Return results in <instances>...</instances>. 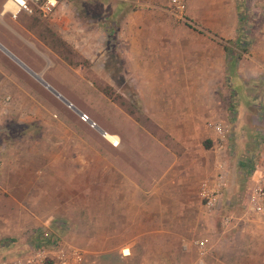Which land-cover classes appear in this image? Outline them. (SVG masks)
Here are the masks:
<instances>
[{
    "label": "crops",
    "instance_id": "1",
    "mask_svg": "<svg viewBox=\"0 0 264 264\" xmlns=\"http://www.w3.org/2000/svg\"><path fill=\"white\" fill-rule=\"evenodd\" d=\"M109 1L120 7L121 2L137 4L138 9L127 11L125 18L153 19L141 27L131 26L132 34L121 51L133 76L137 66H146L142 77L151 84L144 111L157 123L155 130L170 132L174 138L163 140L150 133L142 139L141 130H131L128 137L121 131V172L108 174L109 179L121 178V183L100 189L105 198L97 200L98 210L89 119L75 116L73 124L61 120L65 113L41 102L45 90L0 48V127L5 133L0 147V246L48 228L79 254L122 256L126 249L129 260L135 254L151 260L141 264H197L200 256L192 239L214 230V220L230 205L225 193L244 195L253 155L243 152V158L231 165L233 153L228 149L223 153L226 176L220 207L208 215L197 189L202 179L219 170L216 137L211 129L203 134L205 141L192 136L205 130L203 121L208 116L223 124L229 148L260 143L264 147V44L251 45L245 59L225 55L220 44H207L205 36H198V42L186 38L174 45V28L168 20L171 24L178 16V4L184 5L185 15L211 28L210 35L238 39L247 29L237 7L240 0ZM113 13L121 18V10ZM163 19L165 26L159 22ZM24 31L18 22L0 18V44L39 74L47 56ZM175 49L182 51L183 61L173 68ZM170 84H177L179 90ZM133 126L140 128L136 120ZM254 133L259 136L252 138ZM208 253L202 264H238L240 257L220 247Z\"/></svg>",
    "mask_w": 264,
    "mask_h": 264
},
{
    "label": "rangeland",
    "instance_id": "2",
    "mask_svg": "<svg viewBox=\"0 0 264 264\" xmlns=\"http://www.w3.org/2000/svg\"><path fill=\"white\" fill-rule=\"evenodd\" d=\"M58 4L56 11L47 17L38 18L21 12L16 18L8 14L0 16V18L5 17L7 20L18 22L19 27L25 29L24 32L27 38L45 52L47 64L39 75L69 100L73 107L77 108L82 114L87 115L88 119L103 129L104 132L119 137V145H112L95 126L87 122L93 126L94 197L96 198L97 209L100 210L101 202H97V200L101 197L105 198V194L100 193V189L105 186L109 187L111 183L114 185L121 183V178L113 177L109 179L108 175L116 170L121 172V131L127 137L131 130H141L140 138L143 135L146 137L145 134L150 133L154 137L163 140L174 138L170 132L155 130L153 125H157V123L144 111V108L148 107L147 86L151 84L147 79L145 81V77H142L146 66L143 63L141 66H137L135 71L137 76H133V69L129 66L130 63L121 51L124 40H127L129 35L132 34L129 28L133 25L141 27V24L144 21L149 22L150 18H125L127 11L138 9L137 4L134 3L123 4L121 2L120 7V4L118 5V3L109 0H59ZM237 7H239L241 17L245 18L246 21L243 23V28H247L245 32L242 31V34H239L238 39L214 37V34L210 35L211 28L205 26L198 19H191L188 15H185L183 8L176 9L175 12H178V16H173L171 24L168 20V25L174 28V45L177 42H185L186 38L189 41L198 42V36H205L207 44H220L225 55H232L236 59H245L251 45L264 44V0H240ZM148 8L150 7H147V10ZM119 10H121V18L115 17V13H113ZM161 21H163V24L165 23L164 19L159 20V22ZM1 27L10 35L12 34L6 26ZM188 32L189 37H187ZM199 41H202V39L200 38ZM174 54L173 68L176 65L182 66V51L175 49ZM47 67H49L48 70ZM50 75L51 78H49ZM37 84L45 90V95L40 101L48 106L59 107L58 109L65 113L60 116L61 120L64 121L66 118L68 124H73L71 118L75 116L81 120L82 114H78L71 106L61 101L41 83L38 82ZM171 86L175 90H179L177 84H170ZM126 115L129 116V121L124 120ZM135 120L140 124L139 129L133 126ZM209 121H211V118L206 116L203 121L205 130L195 132L192 136L194 140L204 139L202 136L205 131L209 130ZM144 128L146 131H143ZM64 129L69 130L70 127ZM78 133V131L75 132V134ZM256 136H259V133H256V135L254 133L252 138ZM4 137L5 133L0 127V147L1 143L4 144ZM233 142L236 143V141ZM252 144L254 145L253 142ZM260 145L261 143L259 146L257 144L249 147L235 145L229 148L227 146L228 150L233 153L230 164L234 160L242 159V154L245 152H252V155L258 158V163L263 165L264 157H261V150L264 147L262 148ZM4 149L6 150V148ZM2 152L0 150V154ZM248 177L249 173L247 171ZM224 197L228 199L230 205L214 220V230L207 236L211 243L208 254L210 252L214 254L216 249L220 247L226 254L239 255V259L236 260L238 264H264V224L262 219L244 208L242 193L236 192L232 195L225 193ZM108 198H110V195L107 196ZM225 216L229 217L230 222L227 226H222L221 219ZM43 231H48L52 236L57 235L63 239L61 234H56L48 228H42L41 232ZM46 236L48 237L44 234L43 237L46 238ZM18 237L19 240L8 241L4 246H0V264H13L12 262L15 259L31 251L37 245H41L39 243L40 237L35 235L34 232H30L23 238L22 235ZM125 252H127L126 249ZM135 256L129 260L131 255L71 254L64 264H141L144 261H151L141 260V254H135ZM47 262L44 264H61L60 262ZM217 262L220 261L215 260V263ZM223 263L227 262H221L220 264Z\"/></svg>",
    "mask_w": 264,
    "mask_h": 264
},
{
    "label": "built area",
    "instance_id": "3",
    "mask_svg": "<svg viewBox=\"0 0 264 264\" xmlns=\"http://www.w3.org/2000/svg\"><path fill=\"white\" fill-rule=\"evenodd\" d=\"M59 0H0V16L10 15L16 18L21 12L34 16L39 14L42 17L52 15L57 7ZM10 5V6H7ZM183 8V5H178ZM82 120H87L88 116L81 115ZM208 127L215 134L214 153L218 156L220 163L219 170L212 177L202 179L198 185L197 193L201 200L204 213L212 215L219 207L223 186L225 182V170L221 163L224 159L223 153L228 149L225 142L224 126L219 121H209ZM114 145V144H112ZM256 156H251V167L253 168L249 174V185L246 187L242 197L244 208L253 214L260 216L264 223V164L258 163ZM2 162L0 161V170ZM230 220L229 217L221 219L222 226H227ZM46 243L37 245L31 251L24 253L19 258L15 259L13 264H44L60 262L64 264L68 261L70 255L79 254V252L65 243L62 238L45 231ZM49 233V234H48ZM191 245L195 247L198 255L200 256L197 264L203 263V256L208 253L211 243L209 237L201 236L194 238ZM122 255L126 256L125 249L122 250ZM79 257V256H77Z\"/></svg>",
    "mask_w": 264,
    "mask_h": 264
},
{
    "label": "water",
    "instance_id": "4",
    "mask_svg": "<svg viewBox=\"0 0 264 264\" xmlns=\"http://www.w3.org/2000/svg\"><path fill=\"white\" fill-rule=\"evenodd\" d=\"M0 48L6 52L11 58H13L19 65H21L29 74H31L39 83H41L43 86H45L50 92H52L55 96H57L61 101H63L68 106H71L78 114H82L77 108L73 107L71 102L67 100L65 97H63L57 90H55L53 87H51L39 74L31 71L24 63H22L19 59H17L14 55H12L7 49H5L1 44ZM90 124L95 126V128L103 134L104 131L100 127H98L93 121L89 119Z\"/></svg>",
    "mask_w": 264,
    "mask_h": 264
},
{
    "label": "trees",
    "instance_id": "5",
    "mask_svg": "<svg viewBox=\"0 0 264 264\" xmlns=\"http://www.w3.org/2000/svg\"><path fill=\"white\" fill-rule=\"evenodd\" d=\"M34 17H38V18H41L42 16H40L39 14H35L34 15ZM64 44H65V42H64ZM66 45V44H65ZM252 170H253V168L252 167H250V165H249V167H248V173L249 174H251V172H252ZM42 230L41 229H36V230H34L33 232L35 233V235H37L38 237H40V240H39V243L40 244H42V243H46V238H48L47 236H46V238H44L43 236H44V234H46L44 231V233L43 232H41ZM43 239V240H42ZM5 242V244H6V242L7 241H4ZM4 244V245H5Z\"/></svg>",
    "mask_w": 264,
    "mask_h": 264
},
{
    "label": "bare ground",
    "instance_id": "6",
    "mask_svg": "<svg viewBox=\"0 0 264 264\" xmlns=\"http://www.w3.org/2000/svg\"><path fill=\"white\" fill-rule=\"evenodd\" d=\"M7 6H10V5H7ZM103 135L112 144L119 145L120 139H119V137L117 135L111 134V133H108V132H104Z\"/></svg>",
    "mask_w": 264,
    "mask_h": 264
}]
</instances>
